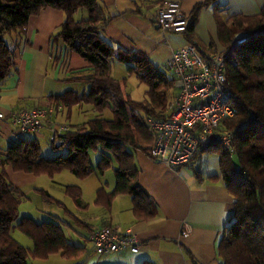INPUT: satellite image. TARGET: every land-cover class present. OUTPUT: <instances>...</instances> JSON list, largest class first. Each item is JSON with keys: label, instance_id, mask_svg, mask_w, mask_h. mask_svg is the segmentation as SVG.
Wrapping results in <instances>:
<instances>
[{"label": "trees", "instance_id": "16d2710c", "mask_svg": "<svg viewBox=\"0 0 264 264\" xmlns=\"http://www.w3.org/2000/svg\"><path fill=\"white\" fill-rule=\"evenodd\" d=\"M217 1L195 4L187 16L185 34L190 42L206 50L194 39L193 24L200 8L215 7L218 37L225 47L222 53H227L224 74L232 93L230 102L236 108L235 115L222 122L221 130L231 134L235 154L229 157L216 139L196 155L210 147L216 151L223 182L233 198L232 216L216 246L218 264H264V7L254 15L236 14L223 19L219 13L225 5ZM47 7L64 14L61 25L51 34V48L62 41L89 65L88 70L64 79L86 85L88 92L66 91L48 99L68 112L74 106L88 104L98 115L60 135L52 133L51 144L54 146L55 137H60V146L67 149L65 155L44 158L36 139L11 138L4 146L0 163L34 176L53 177L67 170L80 179L93 172L103 175L115 165L113 189L107 192L104 187L98 188L95 203L109 207L117 195L128 194L134 216L150 219L154 206L139 186L134 153L138 150L150 157L155 138L146 118L169 117L177 96L174 80L164 68L153 66L143 53L127 52L101 36L110 19L101 0H0V85L17 71L15 51L24 42L28 19ZM249 33L255 35L228 49L231 41ZM53 54L51 51L54 60ZM113 60L124 63L127 73L146 86L145 100H132L124 91V83L111 75ZM106 109L111 111L112 119L101 117ZM90 150L101 153L95 167L89 162ZM64 189L79 203V187L67 185ZM20 200V192L0 168V264H29L53 254L73 259L84 253V247L65 239L60 224L19 217ZM15 222L32 240V248L22 246L11 236Z\"/></svg>", "mask_w": 264, "mask_h": 264}, {"label": "crops", "instance_id": "0c3cea01", "mask_svg": "<svg viewBox=\"0 0 264 264\" xmlns=\"http://www.w3.org/2000/svg\"><path fill=\"white\" fill-rule=\"evenodd\" d=\"M166 1L101 0L110 17L101 36L127 52L143 53L153 66L164 68L171 51L190 42L185 33L164 32L156 25V12ZM178 1L182 13L189 17L195 4L203 0ZM217 2L225 5L219 13L223 19L236 14L254 15L264 7V0ZM214 11L213 5L199 9L193 24V37L206 52L220 54L225 47L218 37ZM63 19V12L51 7L28 19L24 42L15 51L17 71L0 85V112L4 114L0 118V148L11 138L38 140L48 137L56 122L67 125L70 130L63 120L70 118L71 110L68 112L61 104L54 105L48 96L79 92L77 86L81 83L64 79L88 70L89 65L70 52L62 41L51 48V34ZM51 51L56 55L54 60ZM49 105L60 107V110L50 115L36 134L20 131L8 117L11 111L21 108ZM134 160L139 167V186L154 206L152 218L137 219L132 211V197L128 194L117 195L109 207H104L95 203V192L92 209L88 204L78 208H84L89 214L81 222L83 244L77 245L84 247V253L73 259L53 254L46 259H33L29 264H51V261L53 264H218L216 246L232 216L233 198L223 182L216 151L212 147L203 149L191 162L177 168L167 167L138 150ZM104 189L109 192L113 188ZM112 225L137 237L140 246L136 253L122 250L99 255L94 252L88 233L96 227ZM53 256L59 258H50Z\"/></svg>", "mask_w": 264, "mask_h": 264}, {"label": "built area", "instance_id": "2783aa9c", "mask_svg": "<svg viewBox=\"0 0 264 264\" xmlns=\"http://www.w3.org/2000/svg\"><path fill=\"white\" fill-rule=\"evenodd\" d=\"M155 23L164 32L185 33L187 16L182 13L178 0H168L158 8ZM254 35L235 38L228 49L244 44ZM226 55L208 53L196 42H187L171 51L163 67L172 76L178 93L168 118H146L155 138L150 158L171 168L186 165L201 147L212 141V135H215L213 140L221 142L229 157L234 156L231 134L221 130L222 122L236 113L224 74ZM59 110L60 107L53 105L21 108L11 111L8 117L20 131L36 134L47 118ZM3 117L0 112V118ZM67 130L68 126L64 124L51 128L56 135ZM87 238L99 255L122 250L136 253L140 246L134 234L124 233L117 225L96 227Z\"/></svg>", "mask_w": 264, "mask_h": 264}, {"label": "rangeland", "instance_id": "374dc122", "mask_svg": "<svg viewBox=\"0 0 264 264\" xmlns=\"http://www.w3.org/2000/svg\"><path fill=\"white\" fill-rule=\"evenodd\" d=\"M79 15L80 14L76 15L77 19H79ZM110 73L115 79L124 83V91L132 100L143 101L146 99V86L140 83L134 74L127 73L124 63L113 60ZM77 91L88 92V87L84 84H78ZM96 115H98V113L95 112L90 105L82 104V108L79 106L72 107L70 118L67 120L65 117L63 121L69 124L70 129H72V127L80 125ZM101 117L112 119V113L109 109H106L101 113ZM58 125L63 124L56 122L53 126L56 127ZM51 134L48 137L37 140L42 157L51 158L59 154L65 155L67 149L65 146H60V137H55L54 147L51 144L53 140V134ZM214 138L215 135H212L210 140ZM4 146L0 148V158ZM100 155L101 153L98 150L89 151V162L91 166L95 167L100 159ZM115 167L116 166L113 165V167L106 170L103 175L93 172L88 177L80 179L67 170L60 171L53 177L47 175L34 176L25 172L13 171L8 164L0 163V168L4 171L6 177L20 192L21 200L18 208L19 217L27 216L36 222L53 221L60 224L65 239L73 245L83 244L81 239L83 234L81 222L86 215H89L84 212V208H78L88 204L90 209H92L97 188L105 187L108 190L113 188L115 183L113 170ZM67 185L80 188L81 196L78 200L79 203L65 194L64 187ZM125 197L128 198V196ZM101 209L103 211L105 210L104 207H101ZM10 234L22 246L32 248V240L16 227V222L10 230ZM50 258L59 257L53 256ZM52 262L53 261H51V264H53Z\"/></svg>", "mask_w": 264, "mask_h": 264}]
</instances>
